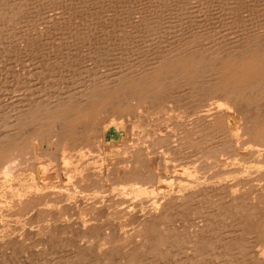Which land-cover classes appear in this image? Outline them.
I'll return each instance as SVG.
<instances>
[{
    "label": "bare ground",
    "instance_id": "bare-ground-1",
    "mask_svg": "<svg viewBox=\"0 0 264 264\" xmlns=\"http://www.w3.org/2000/svg\"><path fill=\"white\" fill-rule=\"evenodd\" d=\"M152 1L156 2V0H151V2ZM160 1H164V0H160ZM175 1H172V4H175ZM182 1L184 3L183 8L185 7V10L187 11V15H189L190 17H192L191 19H193V22H192V20H191V22L195 23L193 26H195L197 24L196 28L199 26L202 27V20H205V17L211 18L210 16H213V15L216 16V13H218L219 15L217 14V16H219V18H221L220 17L221 14L222 15L227 14V20L224 19L227 21V22H225L226 26L227 25L230 26L232 23H233L232 25L234 27L237 25L236 26V29L238 27L237 32L235 31L236 29L234 30V28H232L231 30L233 32H235L234 36H232V37H226L225 36V38H222L220 36L221 38H219V40L217 39V36L216 37L213 36L215 38V40H213L209 43H206V41H208L207 40L208 36L212 37V34H211L212 32L210 34L203 33L204 31L201 33H198L197 32L199 30L198 29L197 31L195 30V32H196L195 35H193V36L190 35L191 36L190 38L187 35V37L189 39L187 37H185V39H184L183 37L181 38V36L179 37L176 35L175 32H178L179 31V29H178L177 31L172 32L173 36L171 34L170 39H169V37L166 36L171 42L169 41L170 44L169 45L167 44L168 46L166 47L164 53L161 52V53H163V55H161V57H160V55L157 54L159 56V58H156V59H153L154 57L152 56L153 61H151V62L149 61L150 63L147 66H145L144 69L140 70L138 68V71H137V70H133V68H132V71H135V73H131V71H129V73H127L125 71L122 73H119L120 72L119 71L118 73H115V77L113 76V79L111 76H109V77H111L110 80H104L102 78L103 81H100V83H96L95 81L98 82V80L101 79V77L98 80L94 79L95 81H91L92 83H88V85H86V87H85V85H83L84 87H82L83 89H81L80 91H78L76 93H72L71 91H70L71 93H65V92L63 94L60 93L61 95L58 96V98H55L53 101H48V103L39 104L40 103L39 100H36L34 102H31V100H30V102L25 100L22 102L19 101L20 103H17L16 105L12 104L14 106V108L13 107H11V108H13L14 110H12V109L10 110V112H12L11 114H9V112H8V114L10 116L8 117V121L5 122L6 124L4 123L2 130H1V134H0V164H1V166H3L2 165L3 163L6 164V166H9L10 170L8 169V167H6L4 165L7 170H5L3 168L2 172H4V173H1V171H0V174H1L0 176L3 175V179H1L0 181H2L3 182L2 184H4L3 180L5 178H7L6 176L8 174V173L5 174V171H7V172L10 171V173H13V171L14 172L17 171L16 169H18L19 166L22 164V159H24L25 155H29V156L31 155L34 158L35 163H34L33 167L31 166L32 171L30 174L28 173V175H31V177L33 176L35 178V180L37 181V185H39V186L41 185L42 187L43 186L47 187V188H45V191L48 188L52 189L54 191H57L56 195L63 196L67 200L73 199L75 201L76 197L77 198L80 197V198H82V203H84V204H86L89 200L93 199L92 197H96L97 199H99L102 196H105V197L110 196L111 200H110V198H107V199H109L110 200L109 202H111L113 205H115L114 203H117V204L119 203L117 198L120 199L122 203H124L122 201V200H124V198L126 200V198L129 197L131 200L132 198H136L139 196H141V200H142L143 196L147 197L146 199L144 197L145 200H142V201H144V203H146V200L149 199L148 198L149 196H147V195L152 196L153 195L152 193H154V191H156V193H158L157 194L158 197H156L152 201L151 204L154 208L158 209V208H161L165 202H167V199H166L167 197H169L170 199L173 197L175 201H176L175 198H178L177 202H179V200L181 201V203L184 202V204H182L183 208L185 207L186 203L189 205L192 204L191 201H193V199L195 200V196H196L197 191H199L200 189L204 190L203 188L206 187V185H208V183L210 184V182L215 180L213 178H216V179L218 178V180L220 179L224 185V186H222V189L227 187V191H228L227 194L230 193L229 196L231 195L233 198L231 199L229 196H226V198L229 197V200L226 199L225 201H221L220 198L222 197L223 194L220 193L221 194L220 198H219V196L217 198L221 201L222 205L219 206V204H217L218 206L216 205V208H217V210H215L216 212L214 211L215 213L210 214V221L214 222L215 224L212 223V228H210V226H208L207 228H209V230H211V232H210L211 235L215 236V234H212L213 233L212 231L215 230V232L216 231L219 232L221 230L223 231V229H224L222 226H220L221 223H220V225H217V223H218L217 221L221 220L220 222H222V220L224 219L225 223H226V219L231 218L232 214H230V213L233 212V218H232L233 221L238 222L239 224L246 223L250 226V228L252 230V233H251L252 236L251 237H253L257 241L256 245L258 244L257 254L259 257H261V261H262V262L260 261V264H264V4H262L263 2H261V4H258V5H260V7L256 6L257 9L254 10L255 7L250 9L251 11L254 10V12L250 13L248 11L249 12L248 14H250L249 16L240 15L242 18L240 20H238V22H236L237 18L233 17L232 11H234V8L238 5L245 4L246 7L251 6V4L249 5V3H247L248 0L247 1H245V0H210V1L209 0H202V1L196 0V2H195L196 5H198V6L201 5V6H203V8H204V5L208 6V4L210 3L209 8H212L211 4H215V6L220 5L221 9L224 10V12L221 10L220 13L218 11L211 12L210 14L207 13L208 15L207 14L205 15V11L203 9H200V6H199V8H197L195 5L194 7L197 8V10L195 9L192 11V9H191L192 7H189V6L193 4V3L191 4V2H193V0H182ZM198 1L200 3H198ZM256 1H258V0H255V2ZM260 1H262V0H260ZM260 1H258V2H260ZM155 2H153V3H155ZM251 2L253 3L254 0ZM164 3H166V2H164ZM180 3H181V1H180ZM246 3H247V5H246ZM255 4H257V3H255ZM177 5L175 4L172 7L178 8ZM147 6H149V2H148ZM166 6H168V5L166 4ZM178 6H179V8L181 7L180 4ZM215 6L213 5V7H215ZM245 6H244V9L246 11V9H248V8H245ZM253 6H254V4H253ZM143 8H145V9H143ZM236 8H235V10H237ZM167 9H169V8L167 7ZM244 9H242V12H243V13L241 12L242 14H244V12H245V11H243ZM146 10L147 9L145 7V1L143 2V0H0V45H2L1 43L4 44L7 40H9V38H7V40H5V38L9 37V35L12 33L16 32L18 35V34H23L25 32L26 33L25 37L34 38L36 40V38H38V37L41 38V32L42 31L43 32H45L46 30L48 31V28H51V29L53 28V31H54V29L56 30V26L58 27V29H57L58 31L63 30V32H64L66 30V32L68 34L67 36L70 39L71 36H69V34L73 36L76 29H77V32L79 34H81L79 31L83 28L84 25H87V27H91V29L93 30L92 25H95L92 22L93 18H94V21L98 22L100 20L99 21L100 23L103 22L102 23L103 25H104V23L105 24H111V28L114 27L112 25L115 24V22L121 21V24L127 23V25H129V26L132 25L133 27L136 26V28L143 25V30L145 28H147L149 31L152 28V31H153L155 25H154V27H152V25H153L152 23H153V21H155L157 23H159V22L161 23V21H158V19L160 17H162L163 14H165L164 13L165 12L164 11L165 6L162 4L160 6V3L158 4V6L156 4L155 5L152 4L151 7L149 8V10H147V12H146ZM130 11L136 12L137 14H135V16H137V17H135V16L133 17L132 15H134V14L130 15L131 14V13L129 14ZM178 11L179 10L175 11V9H174V13H175L174 15H175V17L180 16V21H181L182 17L184 16L183 15L184 13L182 14L183 16L181 17V15H179L180 12L178 14L176 13ZM170 12L171 11H169V13ZM171 13L173 14V12H171ZM212 13H214V14H212ZM234 14H236V13H234ZM176 15H178V16H176ZM187 15L185 17H188ZM236 15H234V16H236ZM165 16H166V14H165ZM89 17L91 18L90 19L91 21H89L87 23L86 21H88L87 19H89ZM150 17H152V18H150ZM155 17H159V18L154 20ZM185 17H183V18H185ZM237 17H238V15H237ZM165 18H167L166 23H169L168 22V15ZM95 19H97V20H95ZM171 19L172 18H170L169 20L171 21L172 24L174 23L176 27H179V26L181 27V25L183 24V23L181 24L177 20L172 22L173 20H171ZM182 22H184L183 19H182ZM94 23H96V22H94ZM117 23L119 24V22H117ZM166 23L162 22V24H164V27L167 26V25L165 26ZM213 23H215V22H213ZM118 24H115V26ZM162 24H161V26H162ZM188 24H191V23L188 22ZM205 24H207V22ZM98 25H100V24H97L96 26H98ZM184 25H185V23H184ZM118 26H120V25H118ZM124 26H126V24ZM132 26H130V29ZM145 26H147V27H145ZM158 26H159V24H158ZM158 26H156V27H158ZM173 26H170V27H173ZM189 26H191V25H189ZM78 27H81V28L79 29ZM84 27H86V26H84ZM106 27H107V25H106ZM106 27H102V28L98 27V28L104 30V28H106ZM121 27L124 28L123 26H121ZM41 28H42V30H41ZM107 28L105 29V31L108 30ZM125 28H128V27L126 26ZM168 28L169 27L167 26V29ZM206 28L209 29L210 26H209V28L206 26ZM227 28H229V27H227ZM155 29L160 30V28H158V29L155 28ZM182 29H184V28H182ZM188 29L190 31V28H188ZM201 29H203V28H201ZM103 30H101V31H103ZM192 30H191V34H192ZM206 30H205V32H206ZM93 31L96 32L97 29L95 28ZM99 31L100 30H98V32ZM105 31H104L105 35L112 34V33L107 34ZM129 31L130 30H128V31L126 30L125 31V32H127L126 34H128ZM138 31H139V29L137 30V32ZM145 31L146 30H144V32ZM148 31H146L145 34L148 35V33H147ZM162 31H161V33H163ZM180 31H182V30H180ZM229 31H225V32H229ZM63 32H60V34L59 33L58 34L61 36V35H63V34H61ZM66 32H64V33H66ZM88 32H90V31L88 30ZM135 32H136V30H135ZM144 32H143V34H144ZM188 32H187V34L190 33V32L189 33ZM101 33L103 35V32H101ZM129 33H131V32H129ZM180 33L181 32H179V34ZM215 33H216V31H215ZM52 34H54V33H52ZM58 34L56 33V35H58ZM93 34H96V33L93 32ZM131 34H133V33H131ZM219 34H220V32H219ZM219 34L217 33L215 35H219ZM224 34H228V33H224ZM65 35H64V38L62 37L64 40H66ZM81 35L85 36L87 34L84 33V31H83V33ZM117 35H119V34H117ZM157 35H158V37H160L158 32H157L156 36ZM31 36H33V37H31ZM77 36H79V35H77ZM128 36H129V34H128ZM151 36L152 37L154 36V38H156L155 35H151ZM151 36L150 37L148 36V38H151ZM206 36H207V39L206 38L203 39V37H206ZM21 37H24V36L22 35ZM46 37L48 38V37H50V35H47ZM89 37H87V39ZM102 37H101V39H105L107 36L104 38H102ZM129 37H131V36H129ZM12 38H14V37L12 36ZM18 38H20V37L17 36V39ZM54 38H55V36H54ZM74 38H77V37H74ZM52 39H53V37H52ZM83 39H86V37ZM83 39H82V41H84ZM143 39H145V38H143ZM143 39H142V41H143ZM54 40H56V39H54ZM1 41H3V42H1ZM78 41H79V39H78ZM132 41H134V39ZM23 42H18V43L22 44ZM27 42H30V41H27ZM106 42H104V43H106ZM137 42H138V40H137ZM159 42H161V41H159ZM162 42H164V40ZM9 43H11V42H9ZM13 43H14V40H13ZM69 43H71V42H69ZM86 43H89V42H86ZM147 43H149V42H147ZM199 43H202V44L198 45ZM24 44H22V46ZM30 44H32V43H30ZM72 44H73V42L71 43V46H72ZM27 45H28V43H27ZM147 45H149V44H147ZM155 45H157V44H155ZM17 46H18V44H17ZM34 46H35V44H34ZM26 47L27 46L25 44V48ZM20 48H22L21 45H20ZM25 48H23L22 50H25ZM28 48H26L27 52H28ZM149 48H148V50H149ZM8 49H9V44H8ZM152 49H150V50L152 51ZM11 50H13V49H11ZM14 51H12V52H14ZM16 51H18V49ZM29 51L31 53L30 49H29ZM153 52H155V51H153ZM20 53L19 54L17 53V55H23L22 51ZM129 53H130V51H129ZM133 53H134V51L132 52V54ZM139 53H141V52H139ZM149 54H150V52H149ZM26 55H27V53H26ZM89 56H91V55H89ZM154 56H156V54ZM145 64H147V63H145ZM145 64H143V65H145ZM132 66H134V65H132ZM140 68H143V67H140ZM110 69L108 72H110ZM96 75H98V74H96ZM113 75H114V73H113ZM90 79H91V77H90ZM183 91L188 92V94L186 95V101L185 102H183V101L178 102L180 100L179 98H178L179 99L178 101H177V99L173 100V103H170L171 101L169 103L167 102L169 99H175V98L180 97V96L183 97V95H182ZM14 101L17 102V100H14ZM16 102H14V104ZM134 113L139 115L138 118L134 116L137 119H135V120L133 119L131 121H130V118H129V121L127 118L123 119L126 121L124 123L125 125L124 126L122 125V126L124 128L127 141H126V143L125 142L122 143L123 146L120 145L123 148H122V150H121V148L119 150H121L122 153L124 152L125 156H123V154L120 153L119 155L120 156L122 155L123 156V157L121 156L122 158H120V159L118 158L117 160H113V161L110 160V162H112V164H110V165L108 164L109 165L108 167L104 166L102 163V161L104 159L102 157L105 158V156H106V158H107L108 152L106 150H104V151L102 150L104 154L100 152L102 154V155H100L99 149H97V147H98L97 145L99 143L101 144V141L106 142V137H104V140L102 137H101V140L99 139L100 131L105 130L106 127L107 128L111 127L112 125H114V123L122 120L121 118L129 117V115L134 114ZM3 114H4V112H3ZM8 114H6V116ZM141 115H143V117H145L144 119L146 121L149 120V123L144 121L140 117ZM0 117H2L1 121H3L2 120L3 116L1 115ZM146 117H149V118L146 119ZM151 117L152 118L154 117L153 118L154 121H150V120H152ZM155 120L157 122H155ZM172 132H175V133H172ZM169 134L171 135V137H170L171 139L176 138V137H174V134H177L176 136H178L177 147L175 148L172 145H171V147L172 148L174 147L175 151H177V154H178L177 156H179L178 159H180V161H181V162H178V163H180V165H179L180 167H179V170H174V171L170 167L171 170L169 169L170 170L169 173H168V171H166V168L162 169V172L164 170L163 173H165V175L163 174L164 175L163 178L161 177L163 175L160 174V172H159L161 178L158 179L156 177L158 175V173H157V175L155 176L157 178V180L154 181L155 184H154L153 180L151 181V183L154 184V189H153L154 191L151 193L149 188L147 189L145 187V185H146L145 183H148L150 181L152 175H150L148 173H141L140 171L135 172V169L140 170L144 167V165L146 167V164L153 166V164H155V162L158 160L160 163L161 157L158 158L157 154L155 155L153 153V150H151L152 152H147V150L145 151V148L142 146L143 144L140 145L139 142L144 143L145 146H148L151 149L155 148V151H156V149H160L163 146H166V147H164V149H165V148H167V145L169 147V144H167V142L170 140ZM172 134H173V136H172ZM41 141L45 142L46 144H48V141H50L51 142L50 147H52V149H50V150L48 149V151L47 150L44 151L43 149H40L39 151H35L36 150V149L34 150L35 144H37L38 142H41ZM97 142H98V144H97ZM173 142L175 144V141H173ZM134 143H137L138 145H134ZM100 144H99V146H100ZM102 145H103V143H102ZM175 146H176V144H175ZM103 149H105V147H103ZM184 149H186V151ZM167 150L170 151L168 148H167ZM187 150L189 151L188 153H187ZM158 152H159V155H162V154H160V151H158ZM169 155H174V157H175L176 152H175V154L172 153ZM116 156H114V158ZM32 157L30 159L33 160ZM108 157H110V156H108ZM175 159H177V158L175 157ZM162 162L165 163L166 161L162 160ZM104 164H106V163H104ZM160 164H162V163H160ZM28 165H30V163ZM28 165H27V167H28ZM158 166L160 167V165H158ZM29 169H30V167H29ZM147 169H149V168H147ZM153 169L156 171L155 168H153ZM11 170H13V171L11 172ZM154 170H151V171H154ZM21 171H23V170H21ZM24 171H26V169ZM155 171L153 172V174L155 173ZM18 172L20 173V170ZM146 172H148V170ZM16 173L17 172H15V175H16ZM12 175L14 176V174H12ZM28 175H26V176L28 177ZM168 178H173L175 180V183H177L176 185H178V187L175 185L177 187V189H175V190H178V191H175V193L177 192L176 193L177 195L175 197L173 196V195H175V193L173 194V192H172L173 195L172 196L170 195L171 197L168 196V194L171 192L170 191L171 189L169 190V193L165 197V195H166L165 191H168L167 190L169 187L168 185L171 181ZM9 179L12 180L11 177ZM21 179H22V177H21ZM95 179L100 180L102 182V184H99V185L96 184V186H95L96 189L94 188L95 190L90 191L89 187L92 184L91 181H93V180L95 181ZM117 179H119L118 182H117ZM27 180L28 179H26V180L23 179V181H27ZM17 181H18V179H17ZM32 182H33V180H32ZM213 182H215V181H213ZM28 183L31 185V181H29ZM222 183H221V185H222ZM143 184H145V185L142 186ZM153 184H151V185L148 184V185L152 186ZM30 185H28V186H30ZM212 185H213V183L210 184L209 186H212ZM216 185L214 187H216ZM39 186H37V187H38V192L40 194L41 192L39 191ZM4 187H6V186L3 185L2 190H0V205H1L0 207H2V206L7 207L8 212H9V209L15 210L14 208L16 206H15L14 202H12L10 200L11 198L9 199L10 201L6 200L9 196L7 195V191L5 190ZM33 187L34 186L32 185V188ZM171 187H173V186L171 185ZM29 188L31 189V187H29ZM34 188H36V186ZM34 188H33V191L37 189V188L36 189H34ZM250 188H254L255 191L249 193L251 191ZM21 189H19V190H21ZM42 189H44V188H42ZM207 189L210 191V188H207ZM257 189H259V190L256 191ZM215 190H216V188H215ZM30 191H32V190H30ZM22 192L21 191L16 192L18 195L17 197H21V196H19L18 193L21 194ZM35 192H36V194H38L37 190ZM162 192H164V193L160 194ZM200 193H202V192H200ZM205 193H206V191H205ZM205 193H202V194H204L203 196H205ZM39 194H38V197H40ZM42 194H44V193L42 192ZM42 194H41V196H42ZM46 194H48V191H46ZM53 194H55V193H53ZM32 195L34 197L35 193H32ZM56 195H55V197H56ZM157 195H155V196H157ZM52 196H54V195L51 194L50 199H48V198L47 199L50 201L52 199L51 198ZM98 196H99V198H98ZM203 196H202V198H203ZM36 197H37V195H36ZM200 197H201V195H200ZM21 198H18V199H21ZM25 198H24V202H26ZM213 198L216 199L215 197H213ZM30 199H32V198H29V200ZM197 199H199V198H197ZM214 199L208 198L206 203L211 202L210 200H214ZM52 200L50 202H53ZM79 200H81V199H79ZM134 200H133V202H134ZM17 201L18 200L16 198V202ZM19 201L17 202V204H19ZM44 201H46V197H44V200L42 202H44ZM49 201H48V203L46 201L44 203V205L43 204H41V205L45 206V204L47 203V206H48ZM91 201H93V200H91ZM204 201H206V200H204ZM31 202H33V201L31 200ZM42 202H40V203H42ZM107 202H105V203H107ZM125 202L127 203V201H125ZM133 202H130V203H133ZM135 202H138V200ZM140 202H138V203H140ZM3 203H4V205H3ZM20 203H21V201H20ZM23 203H21V204H23ZM27 203L29 204V201ZM53 203H55V201ZM101 203H102V201H101ZM122 203H121V205H123ZM126 203H124V204L126 205ZM50 204L52 205V203H50ZM57 204H58V202H57ZM133 204H135V203H133ZM202 204H204V202ZM213 204L215 205V202ZM92 205H94V204H92ZM125 205H123V206H125ZM141 205H143V203ZM172 205H174V204H172ZM22 206H24V205H22ZM54 206H57L56 203ZM104 206H106V205H104ZM18 207H20V206L18 205ZM201 207L203 208V206H201V204H200V208ZM209 207H211V206H209ZM91 208L92 207L89 208L88 206L79 207L81 216L88 217V215H89V217H90V215L93 212L92 211L93 208L92 209ZM202 208L200 210L202 211L204 209L203 211H205V208H203V209ZM0 209H2V208H0ZM3 209H5V208H3ZM22 209H23V207H22ZM60 209H61L62 213H64L63 209L62 208H60ZM179 209H181V208H179ZM20 210L21 209L17 210V212L19 211L18 213H20L21 212ZM181 210H183V209H181ZM210 210H212V208H210ZM22 211H24V210H22ZM43 211H42V213L45 212V211L44 212ZM192 211H194V210H192ZM195 211H197V209H195ZM5 212H6V210H5ZM11 212L12 211H10V213ZM17 212L14 211V214L17 215V217L23 218V216H19L20 214L19 215L16 214ZM110 213L116 214V212H114V211H112ZM150 213H151V211H150ZM208 213H210V212H208ZM0 214L2 215V212H0ZM14 214H13V216H14ZM199 214L201 215V212ZM8 215H10V214H8ZM154 215H156V214H154ZM5 216L7 217V214H5ZM193 216H195V215H193ZM40 217L41 216L39 215L37 218L40 219ZM86 217H85V220L87 219ZM170 217L171 216H169V218ZM197 217H199V215ZM201 217H203V216H201ZM169 218H168L167 214H164L159 219V221L161 222L160 223L161 225H156V224L153 225V223H152L151 226L149 225V226H147V228H146V226L145 227L143 226L142 229L141 228L137 229V232H138V230H140V232L142 231V234L146 231L147 232L150 231L149 233L152 232L151 238L149 236H147V234H146V236L149 238L147 239V241L145 243L146 244L145 245L146 247L144 249L145 255L152 257V258L156 257L159 260L163 261V259L165 257V256H163V255H165L164 253H163V255H161V250L163 248H166V246L170 245V243H172V245L174 244V245L180 246V245H182V242L185 241L183 239V235H181L180 230H177V232H179V233H177L175 230L172 229V228L178 226V225H176V223H175V226L170 224L171 226H174L172 228L170 225H168V223H166L167 226L164 225V227H161V226H163L162 221H164V223H165V222H167L166 220H168ZM205 218H207V216ZM208 218H207V220H208ZM15 219H17V218H15ZM89 219H94V217L93 218L90 217ZM194 220H195L194 222L196 223V221L197 222L199 221V218L197 220L195 217ZM43 221H45V220H43ZM199 222L202 223L201 220ZM227 222H228V220H227ZM225 223H223V224L225 225ZM39 224L41 225L43 223H39ZM86 225H87V223H86ZM226 225H228V224H226ZM234 225H235V223H234ZM234 225H232V226L234 227ZM37 226H38V224H37ZM184 227H185V225H184ZM39 228H41V226ZM42 228H45L44 225ZM194 228L196 229V227H194ZM244 228H247V227H244ZM159 229H161V231H159ZM198 230L201 231V229H199V228H198ZM198 230H195V232L193 234H195L196 231H198ZM2 231H1V234L4 233V231L3 232ZM244 231L245 230H242L239 233V235L244 236ZM186 232L189 234H192V230H191V233L189 231H186ZM106 233L107 232L105 231V233L104 234L102 233V235H96L92 232V234L90 236H87V238L89 237L88 239H90V240H92V238L93 239L96 238L98 240V242H97V240L95 239L97 242V246L95 244L96 248L107 249L108 251H111V252L118 250L119 247L122 248V245H125V244L130 242L129 237L123 238L124 236H122V238H118V237H113L112 236L113 234L108 235L109 232L107 234ZM207 233H209V231ZM224 233L226 234V232H224ZM233 233L235 234V232H233ZM182 234H184V233H182ZM195 235H193V237H195ZM198 235H199V233H198ZM211 235H209V236H211ZM218 235L220 237L224 236V235H220V234H218ZM229 235H230V233L227 234L226 237L224 236L226 238L224 240V242L226 241V243H224V244H226V245H223V247H221V248H223L222 251L223 250L225 251V256H223V258L224 259L228 258V261L226 262V264H233V263L234 264H253L252 261H251V263H248L245 260V257L247 255L244 257L245 244L243 245V242H244V241H242L243 239L241 240V242L239 241V237H238V240H234V239L229 240L230 236H231V235L230 236ZM184 236L188 237V235H186V234H184ZM227 236H229V237H227ZM211 237H213V236H211ZM220 237H218V238L220 239ZM88 239H87V241H88ZM221 239L223 240V238H221ZM244 239H247V238H244ZM191 241H193V240H191ZM204 241H196V243H197L196 248H197V250L199 249L198 250L199 252H200V249H203V247L206 250L207 249L206 247L211 248L212 245L214 244V243L211 244V242L206 243ZM216 242H218V241H216ZM253 242H254V240H253ZM140 243H141V241H140ZM248 243H249V241H248ZM185 245L188 246V245H190V243L188 245L186 243ZM193 245H195V244L192 243V245H190L191 249H192L191 246H193ZM246 245H247V243H246ZM177 247H176V252H177ZM182 247H184V246L182 245L181 248ZM193 247L195 248V246H193ZM256 247H254V248H256ZM167 248H169V246ZM170 249H172V248H170ZM85 250H87V249H85ZM186 250H187V248H186ZM197 250L195 252L198 253ZM211 250H213V249H211ZM173 251H175V250H173ZM183 251H184V249L182 250V252ZM214 251H217V250L215 249ZM246 251H248V250H246ZM179 252H180V250H179ZM188 252H190V251H188ZM193 252H192V256H194ZM252 252H253V250H252ZM211 253H212V251H211ZM109 254H111V253H109ZM252 255H255V254H252ZM195 256H196V254H195ZM217 256L218 255H216L215 257H217ZM226 256H229V257H226ZM141 257L139 258L140 260H141ZM198 257L200 258L202 256L199 255ZM219 257H217V258H219ZM248 257L249 256H247V258ZM179 258H180V256H179ZM251 258H254V257H251ZM204 259H205V257H204ZM184 260H185V258H184ZM201 260H202V258H201ZM258 260H260V258ZM103 261H105V260H103ZM106 261H109V260L106 258ZM122 262H123V264H152V263L155 264L156 263L155 261L149 262L148 259L146 260V262L145 261L143 262V260H141V262H140L136 258V255H133V253H130L129 256H127L124 260H122V261L120 260L121 264H122ZM180 262H181V260H180ZM209 262H211V261H209ZM117 263L120 264L119 262H117ZM158 263H160V262H158ZM189 263H190V261H189ZM106 264H109V263L106 262ZM217 264H219V263H217ZM220 264H222V263H220Z\"/></svg>",
    "mask_w": 264,
    "mask_h": 264
},
{
    "label": "rangeland",
    "instance_id": "rangeland-1",
    "mask_svg": "<svg viewBox=\"0 0 264 264\" xmlns=\"http://www.w3.org/2000/svg\"><path fill=\"white\" fill-rule=\"evenodd\" d=\"M144 1H145V7H146L147 10H149V8L151 7L152 4H154V5L156 4L158 6V4L160 3V6H161V4L165 6V10H164L165 12L164 13L166 14V16H165V14L162 13L164 16L162 15V17H160V18L159 17H155L154 18V20L159 18L158 21H161V23L160 22L157 23L155 21H153V23H152L153 24L152 27H154V25H155L154 29L155 28H157V29L160 28L161 31L163 30L162 31L163 33H161V31L159 29H158L159 31L156 30V29L155 30L153 29V31H152V28L150 29L151 31L150 30L148 31V29L145 28L147 26H145L144 27L145 28L144 30L148 31L147 32L148 35H147V34H145L146 31L144 32V30H143V25H141L138 28H136V26L133 27L132 25H130V26H132L131 29H130V26L127 25V23H124V24L122 23L121 24V21H117V22H119V24L117 22H115V24H118L120 26H118V25L115 26V24H113L112 26H114V27L111 28V24H105L104 23V25H103L102 24L103 22L100 23L99 22L100 20L98 22L97 21H94V18H93L92 22L95 25H92V27H93V30L96 28L97 31L95 32V31H93L91 29V27H87V25H84L86 27L83 26V28L79 31L81 34L84 31V33H86L88 35V36L87 35H85V36L83 35L84 37L81 34H79L77 32V29H76V31L73 34V36L69 34V36H71L70 39H69V37L67 36L68 34H67L66 30L64 31L66 33H64L63 30L62 31L61 30L58 31L57 30L58 29L57 26H56V30L54 29V31H53V28L52 29L51 28H48V31L46 30L45 32L42 31L41 32V38L38 37V38H36V40L34 38L25 37L26 36V33L25 32L23 34H18V35L15 32V33L10 34L9 37H6L5 40H7V38H9L10 41L7 40L4 44L1 43L3 46L0 45V47H1L0 48V52H1L0 53V114L3 116V119H2L3 121H1V118L2 117H0V134H1V130H2V127H3L4 123L8 121V117L10 116L9 114L12 113V112H10V110L11 109L14 110L13 109L14 108L13 105H16L17 103H20V102L25 101V100H27L29 102H30V100H31V102H34L36 100H39L40 101L39 104L48 103V101H53L55 98H58V96H60L64 92L65 93H71V92L72 93H76V92L80 91L81 89H83L82 88V87H84L83 85H85V87H86V85H88V83H92L91 81H95L94 79L98 80L101 77V79H99L98 82L95 81L96 83H100V81H103V79L104 80H110L111 77L113 79V76L115 77V73H118L119 71H120L119 73H122L124 71L127 72V73H129V71H131V73H135V71H132V68H133V70H137V71H138V68L140 70L141 69H144V67L147 66L151 61H153V59L159 58L158 55H160V57H161V55H163L166 47L171 42L169 39L171 37V34L173 36V33H172L173 31L175 32V31H177L179 29V31L178 32H175V33H176L177 36H179V37L181 36V38L183 37L184 39H185V37H187V35L189 36V38L191 36L195 35V33H196L195 30L197 31L198 29H199L197 31L198 33H201V32L204 31L203 33L210 34L212 32L211 33L212 34V37L211 36H208V35H207L208 36V39H207V36L206 37H203V39L206 38L208 40V41H206V43H209V42L215 40V38L213 36H215V37L217 36V39L219 40V38H221V37L222 38H225V36L226 37H232V36L235 35L234 34L235 32H233L231 29L234 28V30H235L237 25L234 27L232 25L233 24L232 23L230 26L229 25L226 26V23L225 22H227L226 21L227 20V14H223V15L221 14L222 15V16L220 15L221 18H219V16H217L218 13H216V16L215 15L210 16L211 18L205 17V20H202V27L199 26V27L196 28L197 24L195 26H193L195 23H192L193 22V19H191L192 17H190L189 15H187V11L185 10V7L183 8L184 3H183L182 0H176L178 3L175 0H169V1L168 0L167 1L166 0H164V1L156 0V2L155 1H152L151 2V0H143V2ZM172 1H175V4L176 5L177 4L178 5L180 4L181 7L179 8L178 5H177L178 8L172 7L173 5H175V4H172ZM180 1H181V3H180ZM245 1H247V0H245ZM251 1H253V0H248L247 1V3H249V5L251 4V6H247L246 7L245 4H242L241 3L243 6L242 5L236 6L237 8L236 7L235 8L237 10H235V8H234V11H232V13H233V17L237 18V21L236 22H238V20H240L242 18L240 15H242V16H245V15L246 16H249L250 14H248V13L249 12L250 13L251 12H254V10L257 9L256 6H259L260 7V5H258V4H261V2H263L262 4H264V0H262V1L258 0L260 2H258V1L255 2V0H254L253 3ZM148 2H149V6L150 7L147 6L148 5ZM153 2H155V3H153ZM164 2H166V3H164ZM195 2H196V0H193V2H191V4L192 3L193 4L189 6V7H192L191 8L192 11L195 10V9L197 10V8H199V6H200V9H203L205 11V15L207 13L210 14L211 12H214V11L215 12L218 11L220 13V11L222 10L220 5L215 6V4H211V7L212 8H209L210 7V3H209L208 6L207 5H204V8H203V6H201V5H199V6L196 5ZM198 3H200V2L198 1ZM247 3H246V5H247ZM255 3H257V4H255ZM166 4L168 6H166ZM253 4H254V6H253ZM195 5H196L197 8L194 7ZM213 5L215 7H213ZM244 6H245V8H248V9H246V11L244 9ZM167 7L170 10L167 9ZM252 8H254V10L251 11L250 9H252ZM143 9H145V8H143ZM174 9H175V11L176 10H179L176 13L178 14L180 12L179 15H181V17L183 15H184L183 17H185L187 15L189 18L188 17H185V18L182 17V19H183L184 22H182V19L180 21V16L176 15L178 17H175V15H174L175 14L174 13ZM242 9H244L243 11H245L244 14H242L243 13L242 12ZM147 10H146V12H147ZM169 11L173 12V14L171 12L169 13ZM222 11L224 12V10H222ZM234 13H236L238 15V17ZM129 14L130 15L134 14V15H132L134 17L135 14H137V13L134 12V11L133 12L130 11ZM212 14H214V13H212ZM167 15H168V22L169 23H166L167 18H165V17H167ZM234 15H236V16H234ZM135 17H137V16H135ZM169 17L172 18L171 19V20H173L172 22H174L175 20H177L181 24L182 23L183 24L181 25V27L180 26L179 27H176L174 23L173 24L171 23V21L169 20L170 19ZM150 18H152V17H150ZM90 19L91 18L89 17V19H87L88 21H86V22L88 23L89 21H91ZM224 19H226V20H224ZM95 20H97V19H95ZM191 20H192V22H191ZM94 22H96V23H94ZM162 22L163 23H166L165 26L167 25L169 28L167 29V26L164 27V24H162ZM188 22L191 23V24H188ZM206 22H207V24H205ZM213 22H215V23H213ZM184 23H185V25H184ZM97 24H100L101 26L100 25L96 26ZM125 24H126V26L128 28H125L126 27V26H124ZM158 24H159V26H158ZM161 24H162L163 27L161 26ZM106 25H107L108 28L106 27ZM189 25H191V26H189ZM121 26H123L127 31L130 30L129 32L133 33V34H131V33L128 32L129 36H131V37H129L128 34H126L127 33V32H125L126 30L124 28H122ZM156 26H158V27H156ZM170 26H173V27H170ZM206 26L208 28L210 26V28L207 29ZM98 27L99 28L106 27L108 30L105 31L106 28H104V30H103V29H99ZM187 27L190 28V31H189V29ZM227 27H229L230 29L227 28ZM78 28L80 29L81 27H78ZM117 28L118 29L120 28L119 29L120 31ZM182 28H184V29H182ZM201 28H203V29H201ZM138 29H139V31L137 32ZM41 30H42V28H41ZM88 30L90 32H88ZM98 30H100V31L103 30V31H101V32H103V35H102V33L100 31L98 32ZM135 30H136V32H135ZM180 30H182V31H180ZM191 30H192V34H191ZM205 30H206V32H205ZM237 30H238V27H237V29L235 31L237 32ZM104 31L107 34H110V33H112V34L105 35ZM156 31L158 32V34H159L160 37H158V35L156 36V34H157ZM215 31H216V33H215ZM225 31H229V32H225ZM51 32L54 33L55 35L52 34ZM60 32H63V33H61L63 35L60 36L59 35ZM93 32L96 33V34H93ZM143 32H144V34H143ZM179 32H181V33L179 34ZM187 32L189 34H187ZM219 32H220L221 35L219 34ZM56 33L57 34L59 33V34L56 35ZM116 33L119 34V35H117ZM217 33L219 35H215ZM224 33H228V34H224ZM150 34L151 35H155L158 40L156 38H154V36L152 37ZM22 35L24 37H21ZM47 35H50V37L47 38L46 37ZM64 35L66 37V40L63 39L64 38ZM77 35H79L80 37L77 36ZM12 36L14 38H12ZM17 36L20 37V38H18L19 40L17 39ZM54 36H55V38H54ZM148 36L149 37L151 36V38H148ZM166 36L169 37V39ZM31 37H33V36H31ZM52 37H53V39H52ZM74 37H77V38H74ZM85 37H86V39H83ZM87 37H89V38L87 39ZM101 37L102 38L106 37V38L105 39H101ZM142 37L145 38V39H143ZM54 39H56V40H54ZM78 39H79V41H78ZM82 39L84 41H82ZM133 39H134V41H132ZM142 39H143V41H142ZM13 40H14V43L16 45L13 43ZM137 40H138V42H137ZM163 40H164V42H162ZM27 41H30V42H27ZM159 41H161V42H159ZM1 42H3V41H1ZM9 42H11V43H9ZM18 42H23L22 44H24L26 42L25 43L26 46H27L26 48L29 47L28 48V52H27V49L25 48V44L22 46V44H20ZM69 42H71V43L73 42L72 46H71V43H69ZM86 42H89V43H86ZM104 42H106V43H104ZM147 42H149V43H147ZM7 43L9 44V49L10 50L8 49V44ZM27 43H28V45H27ZM30 43H32V44H30ZM17 44H18V46H17ZM34 44H35V46H34ZM147 44H149V45H147ZM155 44H157V45H155ZM201 44L202 43H199L198 45H201ZM20 45H21L22 48H20ZM23 48H25L26 51L25 50H22ZM148 48H149V50H148ZM11 49H13V50H11ZM17 49H18V51H16ZM29 49L31 50V53H30ZM150 49H152V51ZM12 51H14L15 53L12 52ZM21 51H22L23 55H17V53L19 54ZM129 51H130L131 54L129 53ZM133 51H134V53L132 54ZM153 51H155V52H153ZM139 52H141V53H139ZM149 52H150V54H149ZM161 52H163V53H161ZM26 53H27V55H26ZM155 54H156V56H154ZM89 55H91V56H89ZM145 63H147V64H145ZM143 64H145V65H143ZM132 65H134V66H132ZM140 67H143V68H140ZM109 69H110V72H108ZM113 73H114V75H113ZM96 74H98L99 76L96 75ZM109 76H111V77H109ZM90 77H91V79H90ZM184 92L185 91L182 92L183 97L180 96V97H177L175 99H169L167 102L169 103L171 101L170 103H173V100H176V99H177V101L180 99L178 102H180V101L181 102L182 101L185 102L186 101V95L188 94V92H185L186 94ZM14 100H17V102L14 101ZM14 102H16V103L14 104ZM11 107H13V108H11ZM3 112H4L5 115L3 114ZM8 112H9V114H8ZM6 114H8V115L6 116ZM134 116L138 118L139 115L134 113V114L129 115V117H123V118H121L122 120H120L119 122L114 123V125H112L111 127H109V128L106 127L105 130L100 131V133H99L100 134L99 139L101 140V137H102L103 140H104V137H106V142L101 141V144L99 143L100 146H99V144L97 142V144H98L97 145L98 146L97 149H99V154L100 155H102L101 153H103L104 150H106L108 152L107 158H106V156H105V158L101 156L104 159L102 161V163H103L104 166L108 167L110 164H112V162H110V160H112V161L113 160H117L118 158L120 159L123 156H125L124 152L122 153V151H121L122 148H123V147H121V146H123L122 143L123 142L126 143V141H127L126 140V134H125V131H124V128H123V126L125 125L124 123L126 121L123 120V119L127 118L128 121H129V118H130V121L133 120V119L134 120L137 119ZM140 117L144 121H146L144 119L145 117H143V115H141ZM148 118L149 117H146V119H148ZM153 118L151 117L152 120H150V121H154ZM146 122L149 123V120H147ZM155 122H157V121L155 120ZM172 133H175V132H172ZM170 134H169V138L171 137ZM176 135L177 134H174V137H176V138H172V139L170 138L171 141L168 139L169 141L167 142V144H169V147L170 148L168 147V145H167V148L170 151H168L167 148L164 149V147H166V146H163L160 149H156V151L157 152L160 151V154H162V155H159V152L157 153L155 151V148L154 149H151L148 146H145L144 143L139 142L140 145L143 144L142 146L145 148V151L147 150V152H152L151 150H153V153L155 155L157 154L158 158L161 157L160 158L161 159L160 163H162V164H160L159 163V160H158V161L155 162L156 165L153 164V166H152V165H147L145 163L146 164V167L144 165V167L142 169H140V170L139 169H135V172L140 171L141 173H148V174L152 175L150 181L148 183H145L146 185L145 184L142 185V186L145 185V187L147 189L149 188V190H150L151 193L154 191L153 190L154 189V184H155L154 181H156L157 178L158 179L161 178V177L163 178L164 175H165V173H163L164 170L162 172V169H165L166 168V171H168V173H169V171L171 169L173 171L174 170H179L180 163H178V162H181V161H180V159H178L179 156H177L178 155L177 154V151H175V148L177 147V140H178V136H176ZM172 136H173V134H172ZM173 141H175L176 146H175V144H174ZM102 143H103V145H102ZM134 145H138V144L137 143H134ZM171 145L174 146L175 148L173 147L174 148L173 149L171 147ZM50 146H51V142L50 141H48V144H46L45 142L41 141V142H38L37 144H35L34 150L36 149L35 151H39L40 149H43L44 151L45 150L48 151V149L49 150L52 149V147H50ZM103 147H105V149H103ZM120 148H121V150H119ZM184 150L186 151V149H184ZM174 151L176 152L175 157L177 159H175L174 155H169V154H172V153L175 154ZM188 152L189 151L187 150V153ZM120 153L123 154V156L121 155L122 157L119 155ZM113 155L114 156L117 155V156L114 158ZM108 156H110V157H108ZM31 157H32L31 155L30 156L29 155H25L24 159H22V164L19 166L18 169H16L17 171H15V172H17L16 173L17 176L15 175V172L13 170H11V172L13 171V173H10V171H8V172L5 171V174L8 173L7 176L6 175L5 176L7 178L8 177L9 178L11 177L12 180L9 179V178H8L9 179L8 180L7 178L4 177L5 178L3 180L4 181V184H2L3 183L2 181H0V190H2L3 185L6 186L4 188L7 191V195L9 196L6 200H9L11 198L10 200L12 202H14V204L16 206L14 208L15 210L9 209V212H8V208L7 207H5V206L0 207V208H2V209H0V212H2V215L0 214V264H82V263L83 264H106V262H108L109 264H118L117 262L120 263V260L121 261L124 260L127 256H129L130 253H133V255H136V258L140 262H141V260H143V262L144 261L146 262V260L148 259L149 262H154L155 261L156 262L155 264H165V263L166 264H168V263L169 264H182V263L183 264H207V263L208 264H217V263H219V264L220 263L226 264V262L228 261V258L227 259L226 258L225 259L223 258V256H225V251L224 250L222 251L223 248H221V247H223V245H226V244H224V243H226V241L224 242V240L226 239L225 238L226 235L229 234V233L231 235V236L229 235L230 236V239L229 240H233V239L234 240H238V237H239V241L241 242V240L243 239L242 240V241H244L243 242V245L245 244V252H244L245 254H244V257L246 255L249 256L248 258H247V256L245 257L246 262L251 263V261H252L253 264H260L261 257H259L258 254H257L258 244L256 245L257 241L253 237H251L252 236V234H251L252 233V230H251L250 226L248 224H246V223H243L244 224L243 225V224H239L238 222L233 221V219H232L233 218V212L230 213V214H232L231 215L232 217L230 216L231 218L228 217L229 219H226V223H225V220L224 219L222 220V222H220L221 220L217 221L218 222L217 225H220V223H221L220 226H222L224 228L223 231L222 230L219 231L220 233L217 232V231L215 232V230H214V231H212L213 232L212 234H215V236L214 235H211V233H210L211 230H209V228H207L208 226H210V228H212V223H214V222H211L210 221V214H213V213L216 212L215 211V210H217L216 205L219 204V206H220V205H222L221 201H225L226 199L229 200V197L231 199L233 198L231 195L229 196L230 193L227 194V192H228L227 191V187H225L226 189L225 188L222 189V186H224V185H223V183H222V181L220 179L218 180V178L217 179L216 178H213V179H215L213 181H215L216 183L213 182V181L210 182V184L213 183L212 186H209L210 185L209 183H208V185H206L207 188H210V191L206 187L203 188L204 190H201L200 189L196 193L195 200L193 199V201H191L192 202V204H190L191 206L186 203V205H185L184 208H183V205H182V204H184V202L181 203L180 200H179V202H177L178 201L177 200L178 198H175L176 199V201H175L173 197H172L173 199L172 198L170 199L169 197H167L166 198L167 199V202H165L162 207L160 206L161 208H158V209L154 208L151 203H152V201L156 197H158V195H157L158 193H156V191H154V193H152L153 194L152 196L151 195H147V196H149L148 198L151 201L149 199H147L146 200V203H144V201H142V200H145L147 198L145 196H143L142 200H141V196H139L140 198L139 197H136V198H132L131 200H130L129 197L126 198V200L124 198V200H122L124 203H126L125 201H127V203L129 202L128 203L129 205L126 203L127 206L124 203H122L121 200L118 199V198H117V200H118L119 203L118 204L117 203H114L115 205H113L111 202H109L111 200L110 196L109 197L102 196L100 198L98 196L99 199H97L96 197H92L93 199H91V200H93V201L89 200L90 202L88 201L87 203L85 202L86 204H84V203H82V198H80V197L79 198L76 197L75 201L73 199L72 200H67L63 196L56 195L57 194L56 193L57 191H54V190L49 189V188L46 189V191H48V194L49 195L46 194L45 188H47V187H44V186L42 187L41 185L40 186L37 185V181L35 180V178L33 176L31 177V175H28V173L29 174L31 173L32 167H33V165L35 163V160H34L33 157H32L33 160L30 159ZM162 160H165L166 162L163 163L164 161L162 162ZM29 163H30V165H28ZM104 163H106V164H104ZM2 165L3 166H1V164H0V171H1V173H4V172H2L3 171V168L5 170H7L6 167H8V169L10 170L9 166H6V164L3 163ZM27 165H28V167H27ZM158 165H160V167ZM29 167H30V169H29ZM152 167L155 168L156 171ZM170 167H171V169H170ZM147 168H149V169H147ZM25 169H26L27 172L24 171ZM19 170H20V173L18 172ZM21 170H23V171H21ZM147 170H148V172H146ZM151 170H154L156 174L155 173L153 174L154 171H151ZM159 172H160V174H162V175L164 174V175L160 177ZM157 173H158V175H157ZM12 174H14L15 177ZM25 174L28 175V177L30 176L29 177L30 179ZM21 177H22V179H21ZM25 178L28 179L29 181H31V185L28 183L29 182L28 180H27L28 182L27 181H23V179L26 180ZM1 179H3V175L0 176V180ZM17 179H18V181H17ZM168 179L171 180L170 181L171 184L169 183V185H168L170 187V188L168 187V189H167L168 191H165L166 192L165 193L166 195L164 194L165 197L169 193V190L170 189H171L170 190L171 192L168 194V196H170V195L172 196L175 193V191H178V190H175L178 187V185H176L177 183H175V180L173 178H168ZM32 180H33V182H32ZM152 180H153L154 184L151 183ZM118 181H119V179H117V182ZM91 182H92V184L89 187L90 191L96 189L95 188L96 184H98V185L99 184H102V182L100 180H97V179H95V181L93 180ZM221 183H222V185H221ZM27 184L30 185V186H28ZM148 184L149 185L153 184L152 185L153 187L152 186H149ZM32 185L34 187L36 186L37 189L34 188V187L33 188L37 190V193L38 194H39V192H38V187L37 186H39V191L41 192L39 194L40 197H38V194H36V192H35L36 190L33 191ZM171 185L173 187H171ZM215 185H216V187H214ZM29 187H31V189ZM28 188L30 190H32V191H30ZM42 188H44V189H42ZM215 188H216V190H215ZM19 189H21V190H19ZM250 190L251 191L249 193L255 191L254 188H250ZM258 190L259 189H257L256 191H258ZM18 191L19 192L20 191L21 192L23 191L21 194L18 193L19 196H21L22 198L21 197H17L18 195H17L16 192H18ZM205 191H206V193H205ZM42 192L44 194H42ZM172 192H173V194H172ZM200 192L205 193V196H203L204 194H202ZM32 193H35V196L34 197H33L34 194L32 195ZM53 193H55V194H53ZM163 193L164 192H162L160 194H163ZM176 193H175V195H173L174 197L177 195ZM220 193L224 195V196L222 195L221 198H220V195H221ZM41 194H42V196H41ZM51 194L54 195V196L51 197L53 200L52 199L51 200L53 202L55 201V203H56L57 206H54L55 203L50 202L51 200L50 201L48 200V199H50ZM36 195H37V197H36ZM55 195H56V197H55ZM155 195H157V196H155ZM200 195H201V197H200ZM202 196H203L204 199L202 198ZM218 196H219V198H220L221 201L217 198ZM226 196H229V197L226 198ZM23 197L24 198L26 197L28 200L25 198V201L26 202H24V198ZM44 197H46L47 203L49 201V204L52 203V205L51 204L50 205L48 204V206H47V203H46L45 206H42L41 204L44 205V203L46 202V201L42 202L44 200ZM144 197H145V199H144ZM207 197L209 199H214L213 197H215L216 199L210 200L211 202L206 203L207 202V199H208ZM16 198H17L18 201L20 200L21 203L24 202L25 204L24 203L21 204L20 201H19V204H17L18 201L16 202ZM18 198H21V199H18ZM29 198H32V199L29 200ZM107 198H110V200L107 199ZM197 198H199V199H197ZM79 199H81V200H79ZM31 200L33 202H31ZM38 200L40 202H42V203H40ZM133 200H134V202H133ZM137 200H138V202H140V201L141 202L140 203L135 202ZM204 200H206V201H204ZM28 201H29V204L30 205L27 203ZM101 201H102V203H101ZM202 201L204 202V204H202L203 203ZM57 202H58V204H57ZM105 202H107V203H105ZM130 202H133L135 204L130 203ZM212 202L213 203L215 202V205ZM121 203L123 205H125V206L121 205ZM142 203H143V205H141ZM92 204H94V205H92ZM103 204L106 205V206H104ZM172 204H174V205H172ZM200 204H201V206H203V208H205V211H203L204 209L202 207L201 208L203 209L202 210L203 212L200 210L201 209L200 208ZM3 205H4V203H3ZM18 205L20 207H18ZM22 205H24V206H22ZM21 206L23 207V209H22ZM82 206H88L89 208L90 207L93 208V209L92 208L91 209H92V211L94 213L92 212V214H91L92 216L90 215V217L91 218L94 217V219H89L90 217L88 215L89 218L85 216L87 218L85 220V217L84 216H81L79 207H82ZM209 206H211V207H209ZM17 207L19 209H21L20 210L21 211L20 213H18L19 211L17 212V210H19ZM3 208H5V209H3ZM60 208L63 209V212L64 213H62V211H61ZM179 208H181L183 210H181ZM210 208H212L213 211L210 210ZM195 209H197V211H195ZM5 210H6V212H5ZM22 210H24V211H22ZM192 210H194V211H192ZM10 211H12L13 213L12 212L10 213ZM14 211L17 212L16 214H18V215L20 214L19 216H23V218L24 217L25 218L23 219L22 217H17V215L14 214ZM42 211L44 213H42ZM109 211L110 212L114 211V212H116V214L110 213ZM150 211H151V213H150ZM200 212H201V215L199 214ZM208 212H210V213H208ZM5 214H7V217L5 216ZM8 214H10V215H8ZM13 214H14V216H13ZM154 214H156V215H154ZM162 214L163 215L164 214H167L168 215V218H169V216H171V217L168 220H166L167 222H165V223H164V221H162L163 226H161V227H164V225L167 226L166 223H168V225L171 224V225H174L175 226V223H176V225H178V226L174 227V226H171L170 225L171 228L174 227L172 229L175 230L176 232H177V230H180L181 235H183V239L185 240V241L182 242V245L184 246L182 248H181L182 245H180V246L179 245H174V244L172 245V243H170V245H167L166 248H163L161 250V255H163V253L165 254V255H163V256H165L164 259H163V261L162 260H159L156 257L152 258V257H149V256L145 255V251H144V249L146 247L145 246L146 245L145 243H146V241H147V239L149 237L151 238L152 232L149 233L150 232L149 230H148L149 232L146 231L143 234H142V231L140 232V230H138V232H137V229H139V228L142 229L143 226L144 227L146 226V228H147V226H149V225L151 226L152 223H153V225H155V224L156 225H161L160 224L161 222L159 221V219L161 218V216H163ZM192 214L195 215V216H193ZM39 215L41 216L40 219L42 221L39 218H37ZM198 215H199V217H197ZM205 215L207 216V218L209 217L208 220H207V218H205L206 217ZM201 216H203V217H201ZM195 217H196L197 220L199 218V221L201 220L202 223L199 222V221L198 222L196 221V223H195L194 222L195 221L194 220ZM15 218H17V219H15ZM43 220H45V221H43ZM227 220H228V222H227ZM39 223H43V224L40 225ZM86 223H87V225H86ZM223 223H225V225ZM234 223H235V225H234ZM37 224H38V226H37ZM226 224H228V225H226ZM39 225L41 226V228H39L40 227ZM43 225H44L45 228H42ZM184 225H185V227H184ZM232 225H234V227ZM194 227H196V229ZM244 227H247V228H244ZM198 228L201 229V231L198 230ZM241 229L242 230H245L244 231V236H240L239 235V233L242 231ZM2 230L4 231L5 234L4 233L1 234V231ZM185 230L186 231H189L190 233H191V230H192V234L187 233ZM195 230H198L199 231V232L196 231V233H195L196 235L193 234L195 232ZM105 231L107 233L108 232L110 233V234L108 233V235H112L113 234L112 235L113 237H118V238H122V236H124L123 238H128L129 237L130 238L129 239L130 242L127 243V244H125V245H122V248L119 247L118 250L113 251L114 252L113 253L111 251H108L107 249H98V248H96L95 247V244L97 246V242H98V240L96 238L95 239L97 240V242L93 238H92V240L88 239L89 237L87 238V236H90L92 234V232L94 234H96V235H102V233L104 234ZM159 231H161V229H159ZM208 231H209V233H207ZM224 232H226V234ZM233 232H235V234ZM177 233H179V232H177ZM182 233L188 235V237L187 236L185 237L184 234H182ZM198 233H199L200 236L198 235ZM146 234L149 237H147ZM218 234L224 235L225 237L224 236L220 237ZM193 235H195V237H193ZM209 235H211L213 237H211ZM229 236H227V237H229ZM218 237H220V239ZM221 238H223V240ZM244 238H247V239H244ZM87 239H88V241H87ZM252 239L254 240V242H253ZM191 240H193V241H191ZM140 241H141V243H140ZM190 241L193 244H195V245H193V246H195V248L193 246H191L192 249L190 248V245H192V243ZM196 241H204L206 243L207 242H211V244H213V243L214 244L216 243V244L215 245L213 244L211 248L210 247H206L207 248L206 250L203 247L204 250L203 249H200V252H199L198 251L199 249L197 250V248H196V244H197ZM216 241H218V242H216ZM248 241H249V243H248ZM186 243H187V245L190 243V245L186 246L185 245ZM246 243H247V245H246ZM168 246H169V248H167ZM176 247H177V252H176ZM254 247H256V248H254ZM170 248H172V249H170ZM186 248H187V250H186ZM85 249H87V250H85ZM178 249L180 250V252H179ZM183 249L185 251V252L183 251L184 253L182 252ZM195 249L198 251V253L195 252L196 251ZM211 249H213V250H211ZM215 249L217 251H214ZM173 250H175V251H173ZM246 250H248V251H246ZM252 250H253V252H252ZM188 251H190V252H188ZM211 251H212V253H211ZM192 252L194 253V256H192ZM109 253H111V254H109ZM251 253L252 254H255V255H252ZM195 254H196V256H195ZM197 255L198 256L201 255L202 257L199 258ZM216 255H218L217 257H219V256L220 257L217 258V257H215ZM179 256H180V258H179ZM140 257H141V260L139 259ZM204 257H205V259H204ZM226 257H229V256H226ZM251 257H254V258H251ZM106 258L109 261H106ZM109 258L111 260L112 259L113 260L111 261ZM184 258H185V260H184ZM201 258H202V260H201ZM259 258H260V260H258ZM103 260H105V261H103ZM180 260H181V262H180ZM208 260L211 261V262H209ZM189 261H190V263H189ZM158 262H160V263H158ZM122 264H123V262H122ZM152 264H154V263H152Z\"/></svg>",
    "mask_w": 264,
    "mask_h": 264
}]
</instances>
